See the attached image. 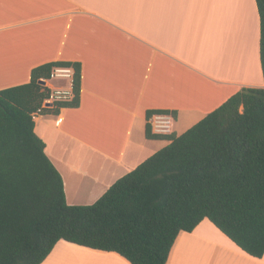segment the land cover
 I'll list each match as a JSON object with an SVG mask.
<instances>
[{
	"label": "crops",
	"instance_id": "1",
	"mask_svg": "<svg viewBox=\"0 0 264 264\" xmlns=\"http://www.w3.org/2000/svg\"><path fill=\"white\" fill-rule=\"evenodd\" d=\"M243 11L229 28L221 0H0V89L29 82L49 62L80 65L79 106L35 117L68 204H93L169 143L146 137L148 113H169V134L179 125L185 132L242 87H264L256 0ZM242 62L246 79L234 76ZM46 84L72 97L73 75ZM41 264L132 263L60 240ZM167 264H264V256H250L204 219L178 235Z\"/></svg>",
	"mask_w": 264,
	"mask_h": 264
},
{
	"label": "trees",
	"instance_id": "2",
	"mask_svg": "<svg viewBox=\"0 0 264 264\" xmlns=\"http://www.w3.org/2000/svg\"><path fill=\"white\" fill-rule=\"evenodd\" d=\"M256 4L264 77V0ZM59 67L74 70L72 97L46 106V81ZM80 81L78 63L57 61L0 89V264H41L60 240L132 264H167L178 235L204 219L250 256H264V87H242L180 135L147 123L148 139L169 143L93 204L70 205L35 117L77 108Z\"/></svg>",
	"mask_w": 264,
	"mask_h": 264
},
{
	"label": "rangeland",
	"instance_id": "3",
	"mask_svg": "<svg viewBox=\"0 0 264 264\" xmlns=\"http://www.w3.org/2000/svg\"><path fill=\"white\" fill-rule=\"evenodd\" d=\"M242 1L244 3H242ZM245 2L247 3V1L244 0H221V8H222V14L223 17L226 21L227 26L230 28L231 25L235 24L237 22V19H241L243 18V4H245ZM229 15V16H228ZM248 21V20H247ZM249 22H247L248 24ZM252 25L249 26V24L247 25V27L252 31ZM254 40H252V36H251V43L250 44H246V48H247V54L249 55L250 58V62L252 63L253 61V49H254V44H253ZM241 52V51H240ZM240 52L238 54H240ZM242 71L240 70V72L236 73L234 76L238 78H243L246 79L248 78V68L245 70L244 68V63L242 62ZM56 83V82H55ZM183 128V125H179V126H175V135L181 134V131Z\"/></svg>",
	"mask_w": 264,
	"mask_h": 264
},
{
	"label": "built area",
	"instance_id": "4",
	"mask_svg": "<svg viewBox=\"0 0 264 264\" xmlns=\"http://www.w3.org/2000/svg\"><path fill=\"white\" fill-rule=\"evenodd\" d=\"M74 74V72H73ZM72 69L69 67H59L56 68L52 77H71ZM71 93L67 91L57 90L55 92H51L50 101L57 99H68ZM173 117L169 113H156L149 117L148 123L151 125L152 131L158 134H169L173 132Z\"/></svg>",
	"mask_w": 264,
	"mask_h": 264
},
{
	"label": "bare ground",
	"instance_id": "5",
	"mask_svg": "<svg viewBox=\"0 0 264 264\" xmlns=\"http://www.w3.org/2000/svg\"><path fill=\"white\" fill-rule=\"evenodd\" d=\"M244 1H247V0H244ZM242 3H244L243 1H242ZM245 4H246V2H245ZM248 5V4H247ZM248 17V16H247ZM249 19V18H248ZM245 21V20H244ZM248 22V21H247ZM248 24H250V23H248ZM246 26V25H245ZM244 27V26H243ZM247 27V26H246ZM248 28V27H247ZM249 29V28H248ZM247 32H248V30H247Z\"/></svg>",
	"mask_w": 264,
	"mask_h": 264
},
{
	"label": "water",
	"instance_id": "6",
	"mask_svg": "<svg viewBox=\"0 0 264 264\" xmlns=\"http://www.w3.org/2000/svg\"><path fill=\"white\" fill-rule=\"evenodd\" d=\"M50 103L48 102V104H46V106H48Z\"/></svg>",
	"mask_w": 264,
	"mask_h": 264
}]
</instances>
